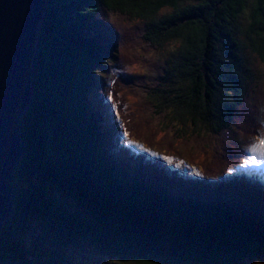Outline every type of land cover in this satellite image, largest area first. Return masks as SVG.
Listing matches in <instances>:
<instances>
[{
	"label": "trees",
	"instance_id": "obj_1",
	"mask_svg": "<svg viewBox=\"0 0 264 264\" xmlns=\"http://www.w3.org/2000/svg\"><path fill=\"white\" fill-rule=\"evenodd\" d=\"M138 2L48 0L0 264H72L65 250L82 244L118 264H264V190L253 199L224 175L260 127L246 86L258 79L238 34L248 8L245 47L264 58V0ZM101 24L115 38L97 34ZM168 41L176 44L164 65L157 54ZM134 62L147 71L129 72ZM109 65L104 91L120 132L197 169L207 178L198 189L112 159L100 114L84 100ZM132 92L137 108L126 105Z\"/></svg>",
	"mask_w": 264,
	"mask_h": 264
},
{
	"label": "rangeland",
	"instance_id": "obj_2",
	"mask_svg": "<svg viewBox=\"0 0 264 264\" xmlns=\"http://www.w3.org/2000/svg\"><path fill=\"white\" fill-rule=\"evenodd\" d=\"M247 12L248 8L246 9L245 15L241 16L239 19L241 32L238 34V37L242 42L241 45H244V52L248 55L247 60L251 70V75L254 79H258L256 83V81L253 82L247 78L246 86L249 90L248 94L250 95V104L255 105L257 103L256 110L258 120L260 122V129H258V133L253 138L249 136L246 137V135L243 137L245 138V140L240 145V148L245 153L244 161L241 162L240 165L237 166L235 170H233V172L229 173V176H235L241 179H247V177H249L250 180H255L256 182L257 180H261L259 179V175L261 176L264 173V145L259 144V140L264 139V58H260L258 55H256L254 51L250 50L249 47H245L247 41L244 36L243 30L246 28L247 25ZM93 29L97 32V34H102L104 31H108L109 27L106 24H101V28L93 27ZM105 35L110 37L112 36V32L109 30V32H106ZM175 44L176 41H168L164 43V45L160 48V51L157 54L159 56V59L157 61L158 63L168 65V58ZM144 65L145 66H143V64L141 63L134 62L133 65L128 67V70L129 72L141 74L144 71H147V64ZM155 66H157V63H155ZM112 72L113 69L111 65H109L104 67L101 72L95 74V85L91 89H88L85 94L84 100L89 101L90 109L96 110L95 112L100 113L101 125L104 126V128L110 130V132H106L105 138H108V142H110V148L114 150V157L121 156L125 159V161H128L133 165L141 164L144 165V167L162 169L167 173L174 174V176L179 178L181 181L193 179L196 183L202 182V178L197 171L188 170L180 172L175 167L180 164H174L172 157H169L170 155L167 156L164 154H160L156 151L144 147L139 142L129 141L123 138V136L118 132V127L116 126V122L113 120L112 111L108 103L107 96L102 93V89L104 85L108 82V77ZM256 94L258 96V100L254 102L255 104H253L252 97ZM137 95L141 96L140 93H138ZM138 96H135L134 92L127 94L125 96L126 105L131 108H137ZM207 139L209 142L216 141L212 135H208ZM254 144L256 145L255 150L252 149V146ZM177 147L178 144L173 143L168 148V152L173 153L174 155V150H176ZM208 148L210 149L209 146H205V149ZM245 161H247V163H245ZM253 170L257 172H254L252 174ZM16 179V183L18 186L23 187L26 185L25 178L19 176ZM66 201L68 200L66 199ZM32 232H37L36 222L33 224ZM31 238L32 236H29L28 239L31 240ZM65 253L69 255L72 264H94L93 259L97 260L98 264H118L117 261L113 260L108 256L100 254L98 251H96L92 247H89L87 244H82L80 247H68V249L65 250Z\"/></svg>",
	"mask_w": 264,
	"mask_h": 264
},
{
	"label": "water",
	"instance_id": "obj_3",
	"mask_svg": "<svg viewBox=\"0 0 264 264\" xmlns=\"http://www.w3.org/2000/svg\"><path fill=\"white\" fill-rule=\"evenodd\" d=\"M48 0H0V226L13 215V179L25 153L20 117L33 101V67Z\"/></svg>",
	"mask_w": 264,
	"mask_h": 264
},
{
	"label": "snow or ice",
	"instance_id": "obj_4",
	"mask_svg": "<svg viewBox=\"0 0 264 264\" xmlns=\"http://www.w3.org/2000/svg\"><path fill=\"white\" fill-rule=\"evenodd\" d=\"M105 3H107L109 7L112 6V0H105ZM157 6H159V5H157ZM134 7H136V8H151L152 5L149 2V0H139V2L134 5ZM122 10H123V8H122ZM259 144L264 145V139H260ZM255 148H256V145L254 144L252 146V149L255 150ZM245 163H247V161H245Z\"/></svg>",
	"mask_w": 264,
	"mask_h": 264
},
{
	"label": "bare ground",
	"instance_id": "obj_5",
	"mask_svg": "<svg viewBox=\"0 0 264 264\" xmlns=\"http://www.w3.org/2000/svg\"><path fill=\"white\" fill-rule=\"evenodd\" d=\"M95 68V67H94ZM122 150V149H121ZM136 161V160H135ZM262 181V183H264V177H263V179L261 180ZM162 183H164V182H162ZM171 185V184H170ZM155 187V186H154ZM159 187V186H158ZM169 187V186H168ZM171 188V187H170ZM169 188V189H170ZM170 194V193H169Z\"/></svg>",
	"mask_w": 264,
	"mask_h": 264
}]
</instances>
